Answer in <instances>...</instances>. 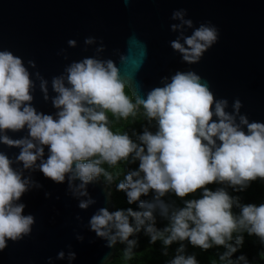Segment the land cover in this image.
Wrapping results in <instances>:
<instances>
[{"label": "clouds", "instance_id": "clouds-1", "mask_svg": "<svg viewBox=\"0 0 264 264\" xmlns=\"http://www.w3.org/2000/svg\"><path fill=\"white\" fill-rule=\"evenodd\" d=\"M124 2L127 5L128 0ZM186 17L184 9L172 13L175 23L170 29L178 35L170 47L183 63L194 65L217 43L219 30L211 22L196 27ZM84 43L93 46L97 40L87 37ZM68 45L77 46L75 40ZM104 52L101 40L95 56L73 61L63 74L53 77L51 97L48 81L34 73L44 101L51 100L55 109L54 114H46L33 106L36 84L29 69L36 68L35 62L29 60L26 66L11 51H0V144L19 149L15 159L0 152V252L9 241L31 235L35 217L24 214L26 205L21 200L29 191L42 188L32 173L40 172L57 185L67 183L78 207L87 210L96 203L88 186L101 176L113 181L103 165L138 162L116 185L127 204L138 210L101 207L89 220L90 231L106 241L107 248L125 245L124 258L130 260L138 244L134 237L143 231L150 244L161 242L164 255L178 245L169 264H199L194 254H186L187 245L202 251L223 248L220 264H250L245 255L233 257L242 248L245 234L264 245V204H243L229 189L239 193L254 181L264 183V122H250L241 114L239 99L229 110L228 100L216 99L194 71L163 77L161 86L133 102L125 94L117 62L100 58ZM125 61L121 56L120 63ZM141 108L148 123L155 122L154 132L144 127L142 133H132L133 139L127 132L112 131L108 113L116 120H127ZM24 131L27 135L19 139L8 134ZM198 190L199 198L185 199ZM150 194V199H142ZM169 194L181 199L183 207L166 201ZM50 195L45 193V198ZM157 216L167 221L165 227H157ZM76 258L71 246L55 257L67 264ZM47 264H54L53 258Z\"/></svg>", "mask_w": 264, "mask_h": 264}, {"label": "water", "instance_id": "water-1", "mask_svg": "<svg viewBox=\"0 0 264 264\" xmlns=\"http://www.w3.org/2000/svg\"><path fill=\"white\" fill-rule=\"evenodd\" d=\"M180 9L187 11L186 18L194 26L211 22L219 30L217 43L198 64L183 63L170 47L178 35L170 29L175 23L171 16ZM87 37H94L97 45L86 46ZM69 40L77 46L69 47ZM101 40L105 52L100 58L117 62L134 101L161 86L163 77L194 71L216 99L228 100L229 110L239 99L241 114L250 122H264V0H128L127 5L124 0H0V51H11L26 66L29 60L35 62L36 68L29 71L36 84L33 106L38 111L55 113L51 100L44 101L34 73L48 81L51 97L52 78L63 74L73 61L95 56ZM121 56L126 57L123 64ZM8 134L19 139L27 132ZM0 152L15 159L19 149L0 144ZM31 175L42 188L26 193L21 202L26 205L24 214L33 215L35 224L30 236L8 242L0 252V264H47L49 257L54 264H67L55 257L61 250L67 253L69 246L77 257L73 264L110 263L118 244L107 248L106 241L89 229L97 209L115 211L107 185L102 181L89 185L96 203L81 210L67 183L57 185L40 172ZM45 193L50 197L45 198ZM78 235L84 238L82 242L76 239Z\"/></svg>", "mask_w": 264, "mask_h": 264}, {"label": "trees", "instance_id": "trees-1", "mask_svg": "<svg viewBox=\"0 0 264 264\" xmlns=\"http://www.w3.org/2000/svg\"><path fill=\"white\" fill-rule=\"evenodd\" d=\"M125 94L134 101L131 93L127 87L124 88ZM109 120L111 121V129L114 133L123 134L127 132L132 136L133 132L137 134L142 133L144 127H148L149 130L155 131V122L153 121L151 125L148 123L146 117L143 115V109H139L135 117L130 116L127 120L120 119L116 120L111 113H108ZM135 139V136H132ZM103 167L113 176V181L108 183L103 176L100 177L99 181H102L111 190L114 199L115 210L117 209H127L132 207L134 210H138L136 205H128L126 196L123 192L116 190V185L123 180L124 175L129 170H134L138 167V162L136 164H128L126 162H121L116 167H109L108 165H103ZM207 187L215 189L216 185H208ZM232 195H237L240 197V201L243 204H255L259 206L264 204V183L257 180L251 183L245 191L234 193ZM200 190L197 193L186 197L199 198ZM149 197H142V199H150ZM165 200L173 203L176 207H183V201L173 194H169L165 197ZM234 213H238V209H233ZM167 224L166 220L161 219L157 216V227L163 228ZM138 244L134 250V255L130 260L124 258L123 249L125 245L118 244L116 248V254L114 259L109 264H169V261L176 255L177 244H173L167 249V255L163 254V246L161 242L156 244H150L149 238L141 231L136 237ZM187 244V242H185ZM224 251L223 248H213L208 251H202L199 248H193L191 245H187L186 254H194L199 262V264H220L218 256L219 253ZM245 255L250 264H264V245H261L256 237H249L247 234L244 236V244L240 251H238L235 256Z\"/></svg>", "mask_w": 264, "mask_h": 264}]
</instances>
